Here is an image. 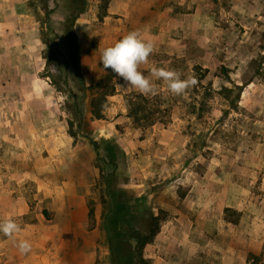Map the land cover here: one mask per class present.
Masks as SVG:
<instances>
[{"label": "rangeland", "instance_id": "rangeland-1", "mask_svg": "<svg viewBox=\"0 0 264 264\" xmlns=\"http://www.w3.org/2000/svg\"><path fill=\"white\" fill-rule=\"evenodd\" d=\"M178 1L156 4L157 32L164 33L168 51L153 52L149 70H142L158 91L142 94L154 124L137 126L127 116L126 101L141 93L119 82L116 73L103 119H91L88 109L87 87L108 73L107 69L89 85V35L101 30L98 21L108 5L102 1L91 7L89 2L80 14L82 3L48 0L51 26L68 60L67 82L87 118L82 131L76 132L77 121L67 111L66 98L45 76L34 8L41 7L39 0H0V220L12 217L21 225L13 241L27 233L33 247V241L53 233L48 225L55 223L72 229L66 257L78 261L71 264H111L102 228L101 173L87 136L100 144L101 155L112 144L117 187L135 198V216L144 210L167 212L159 235L143 251L151 264H176L189 254L182 247L171 252L169 245L181 240L167 236V221L185 208L186 194H233L232 199L236 194H264V0ZM195 10L201 12L198 24L181 27L183 15ZM76 13L80 15L73 24ZM72 24L77 46L67 38ZM73 52L76 61L70 59ZM153 66L180 71L182 79L193 77L196 84L175 95L163 80L151 76ZM70 122L76 138L70 134ZM58 158L71 159L72 165L57 167L53 162ZM67 193L75 197L68 199ZM241 215L226 207L219 221L207 223L209 238L194 230L191 241L204 245L212 239L225 247L234 226L245 224ZM26 224L39 226L27 232ZM84 240H89V251L73 255L75 245Z\"/></svg>", "mask_w": 264, "mask_h": 264}, {"label": "crops", "instance_id": "crops-1", "mask_svg": "<svg viewBox=\"0 0 264 264\" xmlns=\"http://www.w3.org/2000/svg\"><path fill=\"white\" fill-rule=\"evenodd\" d=\"M87 1L88 4L90 2L91 7H98L102 2V0ZM157 1L110 0L108 2L107 12L98 21V24H101V30L97 32L96 36L94 33L89 35V85L107 70L103 69L101 62L102 49L112 46L132 30H139L146 40L153 41L154 52L159 50L168 51V48L163 46L166 43V40L162 37L164 33L157 32L159 22L156 9ZM185 2L186 0H179L178 4L183 5ZM192 3L197 2L193 1ZM164 5L165 11H168V5ZM200 14L201 12L195 10L192 14L183 15L184 18L179 22L181 27L190 26V24L195 25V22L198 24L196 19L199 18ZM97 20L96 18L93 21ZM90 21L89 23L92 24ZM162 29L163 27L161 31ZM150 65L149 57L148 63L142 65L140 71L149 70ZM117 80L120 82L123 78L119 77ZM68 139L65 138L67 144ZM72 162L71 159L58 158L53 164L61 167L72 165ZM69 194L67 193L68 199L69 197L70 199L75 197L72 194L69 196ZM65 195L63 194L64 198ZM232 197L233 194L185 195L182 199L185 208L180 212L176 211V216H172L167 221V229L169 230L167 236L181 240L176 245H169L168 249L174 252L182 247L189 252L187 256H183L176 261V264H251L252 261H255V264H264V194H236L234 199ZM226 207L236 209L239 214H243L241 215L242 218H246L245 224L240 222L232 229L230 243L222 247L212 239L210 241L208 239L209 242L204 245L193 244L191 241L193 231L196 230L206 239L209 238L207 223L211 222L210 220L214 221V218L219 221ZM69 211H71L70 208ZM69 211L67 214H70ZM38 226L26 224L25 230L28 232L31 227ZM48 226L53 228V233L43 240L39 239L35 243L33 241L35 245L27 254L21 253L17 247L18 242L21 240L31 242L27 233L17 236L14 241L2 234L0 236V264H71L74 261L76 263L77 258L71 261L66 257L69 247L72 246L69 244V240L73 235L72 229L61 228V225L55 223ZM178 231L183 232L181 238L177 236ZM87 237H89V234ZM75 239L78 240V236H75ZM84 241L81 246L75 245L73 255L76 256L83 254L84 251H89V240ZM202 251L203 253L207 252L208 255L203 257L201 255Z\"/></svg>", "mask_w": 264, "mask_h": 264}, {"label": "trees", "instance_id": "trees-1", "mask_svg": "<svg viewBox=\"0 0 264 264\" xmlns=\"http://www.w3.org/2000/svg\"><path fill=\"white\" fill-rule=\"evenodd\" d=\"M71 1L80 5L82 3L80 14L86 11L88 6L86 0ZM102 1H105L104 5H108L110 0ZM47 2L48 0H39L41 7H35L30 3L35 8V17L40 24V40L44 45L43 57L46 61L45 76L51 80L55 89L66 98L67 111L77 121L76 132H81L87 118L80 107L75 92L68 85L65 74L68 60L59 49L60 35L51 26L50 16L53 11L49 8ZM80 14L76 13L72 17L71 23L74 24ZM73 24L67 38L71 45L77 46ZM70 59L76 61L78 59L77 54L73 52ZM53 65L58 68V71L53 70ZM114 75L112 69L109 68L108 73L101 81L87 87L90 97L88 109L93 120L103 119L108 97L115 91V87L112 85ZM147 103L148 99L142 94H132L126 101L127 116L137 126L143 125L144 122L148 123V126L154 124V121L150 118L151 114L146 113ZM69 125L71 136L76 138L77 134L73 131V123L70 122ZM87 138L94 148L101 173L100 183L104 191L102 199L105 205V210L101 216L102 228L108 243L111 264H151L149 260L144 258L143 251L159 235L161 224L167 220V212L159 210L155 214L152 210H144L140 217L135 216L132 212L135 198L117 187L118 161L116 151L111 150L112 144H107L105 147L106 153L101 155L99 153L100 144L89 136ZM140 221L146 225V228L140 226Z\"/></svg>", "mask_w": 264, "mask_h": 264}, {"label": "clouds", "instance_id": "clouds-1", "mask_svg": "<svg viewBox=\"0 0 264 264\" xmlns=\"http://www.w3.org/2000/svg\"><path fill=\"white\" fill-rule=\"evenodd\" d=\"M154 52V42L146 40L139 30H132L124 35L112 46L101 51V62L103 69H112L118 77L123 78L127 88L136 90L144 95H156L157 86L152 80L145 76L140 68L148 63L150 55ZM54 71H58L55 65ZM151 76L157 80H163L167 89L175 95H183L187 89L196 84L193 77L182 79V73L167 67L151 68ZM21 225L12 217L0 220V233L5 237L13 238L21 232ZM20 252L27 254L32 249V244L27 240L18 242Z\"/></svg>", "mask_w": 264, "mask_h": 264}]
</instances>
